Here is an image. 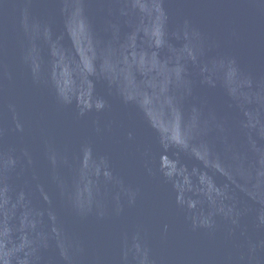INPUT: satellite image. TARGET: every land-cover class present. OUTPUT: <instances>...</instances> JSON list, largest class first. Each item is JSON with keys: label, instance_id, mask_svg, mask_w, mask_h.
I'll list each match as a JSON object with an SVG mask.
<instances>
[{"label": "water", "instance_id": "95a60500", "mask_svg": "<svg viewBox=\"0 0 264 264\" xmlns=\"http://www.w3.org/2000/svg\"><path fill=\"white\" fill-rule=\"evenodd\" d=\"M0 264H264V0H0Z\"/></svg>", "mask_w": 264, "mask_h": 264}]
</instances>
